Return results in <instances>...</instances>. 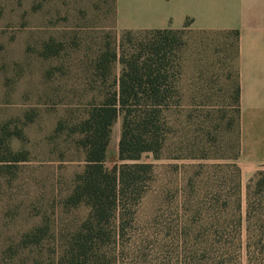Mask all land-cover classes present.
Listing matches in <instances>:
<instances>
[{"label": "rangeland", "instance_id": "rangeland-1", "mask_svg": "<svg viewBox=\"0 0 264 264\" xmlns=\"http://www.w3.org/2000/svg\"><path fill=\"white\" fill-rule=\"evenodd\" d=\"M116 16V0H0V264L48 262L88 216L65 200L85 169L84 122L122 69L98 65L145 32ZM238 36L185 32L180 103L160 154L142 156L153 181L117 264H264V167L241 161ZM121 130L120 116L108 169ZM36 228L41 242L22 243Z\"/></svg>", "mask_w": 264, "mask_h": 264}, {"label": "trees", "instance_id": "trees-1", "mask_svg": "<svg viewBox=\"0 0 264 264\" xmlns=\"http://www.w3.org/2000/svg\"><path fill=\"white\" fill-rule=\"evenodd\" d=\"M187 28L145 31L137 41L127 34L130 47L122 43L120 51L108 49L101 56L99 70L107 74L112 62H119L122 69L112 90L103 94L84 122L85 169L76 176L74 189L65 200L71 208L86 205L89 213L66 241L62 254L33 264L119 263L132 238L136 210L153 181V166L141 162L142 156L160 154L169 133L168 112L180 103L178 83ZM120 116L118 161L108 169L105 156L111 128ZM214 228V235L223 232ZM42 231L34 229L22 243L39 244ZM222 244L221 239L212 242L214 249Z\"/></svg>", "mask_w": 264, "mask_h": 264}, {"label": "crops", "instance_id": "crops-1", "mask_svg": "<svg viewBox=\"0 0 264 264\" xmlns=\"http://www.w3.org/2000/svg\"><path fill=\"white\" fill-rule=\"evenodd\" d=\"M120 30L238 34L241 161L264 167V0H116Z\"/></svg>", "mask_w": 264, "mask_h": 264}]
</instances>
